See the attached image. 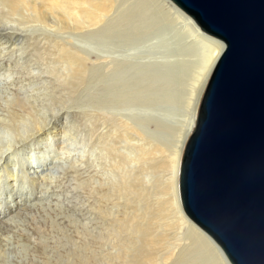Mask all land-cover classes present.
Segmentation results:
<instances>
[{
  "label": "bare ground",
  "instance_id": "bare-ground-1",
  "mask_svg": "<svg viewBox=\"0 0 264 264\" xmlns=\"http://www.w3.org/2000/svg\"><path fill=\"white\" fill-rule=\"evenodd\" d=\"M170 15L182 20L198 42L204 45L206 50L203 54L197 55L200 51L197 41L184 42L186 36L183 39V33V36L180 33L172 35L176 27ZM30 30L44 31L49 35L43 37L44 42L27 39L25 43L24 33ZM157 36L163 39L159 38L166 48L173 46L170 47V50L173 49L170 57L175 60L161 56L166 61L158 62L155 70H151V61L133 62V46L145 39L152 41ZM174 38L181 45L170 44ZM15 42L17 45L9 55L19 53L22 63L19 60L16 64L21 67V76L29 81L28 89L32 88V94L24 87L21 94L15 95L16 100L9 104L5 116L8 120L0 119V127H10L15 133V140L10 145L25 144V141L35 136L38 143L44 142L58 132L65 138L72 131L68 122L72 114L68 106L71 97L78 89L89 84L92 78L100 79L102 76L111 86L114 83L116 87L113 85L110 90L126 86L118 92L123 91L126 93L123 95L129 99L142 94L147 98L154 95L151 92L158 90V81H165L160 83L161 90L162 87L165 89L162 96H165L166 91L175 93L178 86L189 80L187 91L184 92V111L180 110L181 118L172 130V154L165 156L166 151H161L162 159L156 165L170 170L168 190L171 200L166 201V207L169 208L164 210L167 213L161 210V204L150 202L155 188L141 184L143 172L145 174L149 167L140 166L137 171L125 172L119 181L108 186L93 187L85 183L82 186L100 198L94 209L101 220L102 229L96 237L93 236L92 242L84 237L80 239V245L73 243L74 251L67 254L70 263L65 261L57 264H230L219 246L187 218L179 194L183 153L195 127L211 72L224 50V43L204 33L171 0H0V48L9 49L10 44ZM93 44L95 47L109 48L108 52L117 55V62L113 60L112 63L102 56L93 59L91 49L89 51ZM178 51L181 53L177 54ZM102 68L113 73L108 76L105 70L101 71ZM152 77L157 80L153 82L155 85L151 83ZM182 87L181 91L184 89ZM22 93L26 95L22 96ZM110 122L114 123L116 119ZM117 125L126 130L129 137L139 135L133 123L119 121ZM24 144L20 147L25 148ZM140 148V159L151 164L147 156L149 149ZM28 149L30 147H26ZM4 151V146H0V160L3 159ZM11 204L8 207H16ZM10 211L14 212V208ZM1 216L0 220H3ZM3 223L5 226L6 222ZM93 232L89 231L88 235L91 237ZM81 234L79 238L84 236ZM32 255H35L34 251ZM46 264L52 263L47 261Z\"/></svg>",
  "mask_w": 264,
  "mask_h": 264
},
{
  "label": "rangeland",
  "instance_id": "rangeland-1",
  "mask_svg": "<svg viewBox=\"0 0 264 264\" xmlns=\"http://www.w3.org/2000/svg\"><path fill=\"white\" fill-rule=\"evenodd\" d=\"M170 19L176 27L172 35L183 33L184 36L181 35L183 39L186 36L184 42L185 40L191 43L198 42L182 20L174 15H170ZM30 32L24 33L25 43L27 39L44 42L43 37L49 35L44 31L30 30ZM159 38L155 37L153 42L151 39H145L133 46L131 57L134 59L133 62L151 61V66L153 65L151 70H155V65L166 61L167 57L169 60H175L170 57V54H173V49L170 50V47L173 46L167 44L169 47L166 48L165 43L163 44ZM177 40L174 38L169 43L178 44ZM75 42L77 43L76 39ZM199 43L197 47L200 51L198 50L197 55L203 54L206 50L204 45ZM10 45L9 49L0 48V119L6 118L9 104L16 100L15 95L21 94L24 87L28 89L29 84V81L19 73L21 67L16 64L17 61H22L19 53L9 55L17 43ZM95 46L93 44L89 47L93 59L102 56L106 57L107 61L117 62V55L108 52L109 48ZM179 52L181 53L178 51L177 54ZM161 56H165L166 59L164 60ZM103 70L108 76L113 73L109 69L102 68L101 71ZM152 78L151 83L157 81ZM188 81L186 83L184 81L174 91L177 95L169 90L170 92L166 91V95L162 96L165 89L162 87L161 90L160 83L165 81H158L156 82V84L159 83L158 90L155 93L151 92L154 95H149L147 98L148 96L142 94L129 99L124 96L126 93H122L123 91L118 92L126 86L120 89L114 88L118 89L117 91L110 90L114 83H111V86L110 82L102 76L100 79L92 78L89 84L78 89L79 91L71 97V103L68 104L72 112L68 119L72 131L65 138L60 134L61 132H58L52 138L40 143L36 141V136L32 140L29 138L25 144L22 143L25 148L20 147L22 144L10 145L15 140V133L10 127L4 125L0 127V146H4L5 149L3 159L0 160V213H4L2 216L0 214L3 219L0 220V264L68 262L70 259L67 258V254L74 251L73 243L80 245L84 237L92 242L93 236L96 237L102 229L101 220L94 209L97 203L99 204L100 198L82 185L86 183L92 184L93 187L108 186L119 181L120 177L127 172L137 171L140 166L149 167L145 174L143 172L141 184L145 183L144 185L155 188L156 195H151L150 202L155 205L161 204L163 206L161 210L166 214L164 210L169 208L166 207V201L171 200L169 196L171 193L168 190L170 170L156 165L162 159L161 151H166L165 156L172 154L174 140L172 130L181 118V111H184ZM181 87L184 88L182 91ZM28 92L32 94L31 87ZM24 95L26 94L22 93V96ZM115 119L116 122H110ZM119 121L133 123L139 135L129 137L130 134L117 125ZM105 136H109L108 139ZM63 141H65L64 145ZM140 146L149 149L147 156L151 164L140 159V151H138ZM26 147L30 149L26 150ZM150 153L151 156H149ZM4 166H6L5 171ZM11 203L16 207H8ZM11 208H14L12 213H10ZM3 222H6L5 226ZM89 231L94 233L91 237L88 235ZM81 233L84 236L79 238ZM33 251L35 255H32Z\"/></svg>",
  "mask_w": 264,
  "mask_h": 264
},
{
  "label": "water",
  "instance_id": "water-1",
  "mask_svg": "<svg viewBox=\"0 0 264 264\" xmlns=\"http://www.w3.org/2000/svg\"><path fill=\"white\" fill-rule=\"evenodd\" d=\"M224 43L183 153L187 218L230 264H264V0H171Z\"/></svg>",
  "mask_w": 264,
  "mask_h": 264
}]
</instances>
